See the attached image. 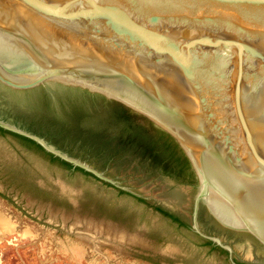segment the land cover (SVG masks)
Here are the masks:
<instances>
[{"label":"water","instance_id":"water-1","mask_svg":"<svg viewBox=\"0 0 264 264\" xmlns=\"http://www.w3.org/2000/svg\"><path fill=\"white\" fill-rule=\"evenodd\" d=\"M75 94L119 101L170 132L198 183L105 159L85 135L34 133L16 111L68 121ZM0 126L188 224L195 208L198 231L204 204L264 251V0H0Z\"/></svg>","mask_w":264,"mask_h":264},{"label":"rangeland","instance_id":"rangeland-1","mask_svg":"<svg viewBox=\"0 0 264 264\" xmlns=\"http://www.w3.org/2000/svg\"><path fill=\"white\" fill-rule=\"evenodd\" d=\"M110 184L0 134V264H234Z\"/></svg>","mask_w":264,"mask_h":264},{"label":"trees","instance_id":"trees-1","mask_svg":"<svg viewBox=\"0 0 264 264\" xmlns=\"http://www.w3.org/2000/svg\"><path fill=\"white\" fill-rule=\"evenodd\" d=\"M89 94L88 91H86ZM70 96V95H69ZM70 110H67L68 121L56 115L43 113L37 119L35 113L29 122L28 130L42 136H60L73 133V136L85 135L86 142H90L89 151L100 153L103 158H113L114 161L125 164L130 158L139 159L141 164L149 170L160 172L163 176L174 178L183 183H198L197 174L191 160L185 153L178 140L167 130L154 123L145 115L135 111L125 104L101 96L100 105H88L79 100V95L70 96ZM33 114V113H32ZM68 122V123H67ZM46 132H42V130ZM0 134L11 136L20 144L32 150L51 163L57 164L65 170L82 171L95 176L81 166H74L70 161L48 151L36 140L0 126ZM87 134V135H86ZM103 147L104 152L101 150ZM99 150V151H98ZM101 150V151H100ZM103 152V153H102ZM100 156V154H98ZM120 156V158H118ZM101 159V157H100ZM108 184V182H105ZM111 186L121 193L136 197L139 201L150 205L147 198L138 196L114 184ZM167 217H171L180 226L190 225L179 216L166 210L162 205L155 207ZM211 243V242H209ZM216 249V247H213Z\"/></svg>","mask_w":264,"mask_h":264},{"label":"flooded vegetation","instance_id":"flooded-vegetation-1","mask_svg":"<svg viewBox=\"0 0 264 264\" xmlns=\"http://www.w3.org/2000/svg\"><path fill=\"white\" fill-rule=\"evenodd\" d=\"M47 89L46 87H38L31 90ZM51 99H53L51 97ZM18 113L24 112L27 117H33L34 113L28 112L26 109L18 108ZM41 115H35L39 119ZM194 214L195 208L193 209L192 221L189 223V228H194ZM197 220L201 231H198L201 236L205 237V242H208L210 246L216 247L218 252L225 254L228 259H231L234 264H264V259H258L260 253L264 251L260 248L258 243L262 244V241L248 229H236L231 226L222 223L217 216H215L206 205L201 204L197 211ZM197 230V229H196ZM218 238L220 240H217ZM211 242V243H209ZM222 242V243H219ZM229 246L230 248H228ZM255 254L258 258L248 259L240 258L237 253L243 252L248 253L250 251Z\"/></svg>","mask_w":264,"mask_h":264},{"label":"bare ground","instance_id":"bare-ground-1","mask_svg":"<svg viewBox=\"0 0 264 264\" xmlns=\"http://www.w3.org/2000/svg\"><path fill=\"white\" fill-rule=\"evenodd\" d=\"M21 229V228H20Z\"/></svg>","mask_w":264,"mask_h":264}]
</instances>
